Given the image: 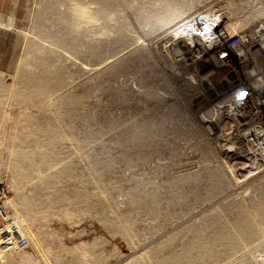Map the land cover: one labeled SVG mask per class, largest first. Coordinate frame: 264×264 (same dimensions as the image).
Instances as JSON below:
<instances>
[{"label": "rangeland", "instance_id": "374dc122", "mask_svg": "<svg viewBox=\"0 0 264 264\" xmlns=\"http://www.w3.org/2000/svg\"><path fill=\"white\" fill-rule=\"evenodd\" d=\"M10 1L0 5V264H264V173L239 185L191 111L196 86L166 36L180 19L149 34L144 10L127 8L136 0H116L136 38L117 55L69 45L59 61L50 40L66 24L48 26L45 6L56 0ZM43 21L50 38L39 42ZM39 48L65 83L27 105L18 68L36 69Z\"/></svg>", "mask_w": 264, "mask_h": 264}, {"label": "built area", "instance_id": "2783aa9c", "mask_svg": "<svg viewBox=\"0 0 264 264\" xmlns=\"http://www.w3.org/2000/svg\"><path fill=\"white\" fill-rule=\"evenodd\" d=\"M216 10L183 21L191 29L183 37L193 45L174 47V60L196 83L188 104L202 131L243 185L264 173V23L231 34L227 10ZM27 246L26 239L19 241L20 248Z\"/></svg>", "mask_w": 264, "mask_h": 264}, {"label": "bare ground", "instance_id": "6f19581e", "mask_svg": "<svg viewBox=\"0 0 264 264\" xmlns=\"http://www.w3.org/2000/svg\"><path fill=\"white\" fill-rule=\"evenodd\" d=\"M56 1H48L45 6L50 14L49 23L51 24L48 26L55 27V22L57 21L66 24L64 31L58 30L59 33L50 40L53 46L52 52L56 54L58 60L62 58L63 48L69 45L74 51L85 49L87 51L90 50L94 55H103L105 52H111L117 55L124 40L131 41L136 38V36L133 35L134 31L133 28H131L132 26L127 22L126 15L116 0H58L59 2L57 1V4L55 3ZM204 2L205 0H190L188 2L181 0L180 2L178 0H163L161 2H156V0H136L131 6L127 5V8L133 12L138 8L144 10L146 16L137 18V20L141 21L143 19V21L145 20L148 22L150 28L147 32L149 34L155 33L158 29L164 28L180 19L179 22L181 24L173 30L170 29L171 31L169 30L170 32L166 34V36H171L174 39H172L173 43L170 42L173 44L171 47L177 48L193 45L192 42L185 41V36L183 37V33L186 30H191L189 23L182 22L187 17V14L191 16L192 14L190 12ZM250 2H252V0ZM58 4L67 6L66 13H61L59 11L60 8L57 7ZM226 7L227 11L224 13V18L226 20V28L231 34L249 31L251 29L249 26H252L257 20L263 21L260 24L264 23V5H259L258 2L254 3V0L251 4L248 2L242 3L237 0H229ZM210 10L213 12L215 9L209 8L207 12ZM192 12L194 13V11ZM45 24L46 21L39 23V42L46 41L50 38L48 28H43ZM61 32L67 37L70 36L71 40L69 42L65 41ZM38 51L39 52H36L38 53L37 57H34V61L36 60V62H38L36 69H33L30 64L27 65L26 63V65H19L18 68L23 76L25 89L28 90V93H31L25 96L24 102L26 103L28 101L32 102L34 99H40V102L45 103L50 95L58 90L56 86L59 87L65 83V68L60 66L54 67V65L51 66L47 59L45 60L42 55H39L43 54L45 56L47 50L41 52L39 48ZM59 61H61V59ZM194 85L196 86V83H194ZM13 86L14 83L10 87L13 88ZM5 90L6 88L0 84V95L4 93ZM2 102H4V100L0 98V103ZM27 109L26 107V110Z\"/></svg>", "mask_w": 264, "mask_h": 264}, {"label": "crops", "instance_id": "0c3cea01", "mask_svg": "<svg viewBox=\"0 0 264 264\" xmlns=\"http://www.w3.org/2000/svg\"><path fill=\"white\" fill-rule=\"evenodd\" d=\"M15 4L17 5V4H19V2L14 3L13 1H10V0H0V5H10V6H13Z\"/></svg>", "mask_w": 264, "mask_h": 264}]
</instances>
